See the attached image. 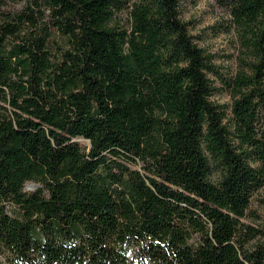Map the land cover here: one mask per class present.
<instances>
[{
    "label": "trees",
    "instance_id": "16d2710c",
    "mask_svg": "<svg viewBox=\"0 0 264 264\" xmlns=\"http://www.w3.org/2000/svg\"><path fill=\"white\" fill-rule=\"evenodd\" d=\"M217 1L248 57L228 123L178 0H136L129 28L116 0L2 12L0 264H264V222H245L264 185V0Z\"/></svg>",
    "mask_w": 264,
    "mask_h": 264
},
{
    "label": "rangeland",
    "instance_id": "374dc122",
    "mask_svg": "<svg viewBox=\"0 0 264 264\" xmlns=\"http://www.w3.org/2000/svg\"><path fill=\"white\" fill-rule=\"evenodd\" d=\"M33 0H5L0 7L2 12L19 11ZM136 0H116L114 15L111 24L121 28H129V11ZM178 16L187 24L188 33L193 42L202 48L209 58L214 71L207 72L213 88L210 100L219 105L225 113L224 121L229 122L230 105L232 102L230 89L232 82L239 71L244 69V61L248 60L241 45L239 30L232 21L229 7L217 0H178ZM82 146L88 141L78 138ZM37 184L28 181L24 190L31 191ZM250 211L253 216L246 218L245 222L263 224L264 222V185L252 196Z\"/></svg>",
    "mask_w": 264,
    "mask_h": 264
}]
</instances>
